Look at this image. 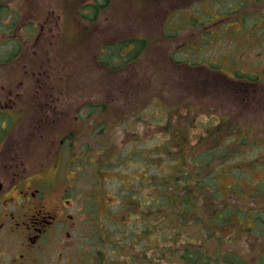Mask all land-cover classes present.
I'll use <instances>...</instances> for the list:
<instances>
[{"label":"rangeland","instance_id":"obj_1","mask_svg":"<svg viewBox=\"0 0 264 264\" xmlns=\"http://www.w3.org/2000/svg\"><path fill=\"white\" fill-rule=\"evenodd\" d=\"M86 1L0 0V6L7 3L12 10L9 17L23 24L35 14L44 26L40 33L26 30L32 39L24 44L23 57L14 62L16 67L9 62L0 64V74L6 71L3 75L13 82L16 71L26 89L36 90L40 83V88L57 98L59 109L70 107L77 113L71 117L72 127L56 124L51 156L41 152L52 147L45 138L39 153L28 163L30 167L32 161L31 169L37 170L41 161L49 159L47 173H54L50 177L53 194L46 207L54 210L63 205L64 225L34 252L20 248L18 233L7 232L9 240L0 246V264H82L96 248L107 252L109 263L124 259L127 264L133 252L143 254L146 240L138 242L136 251L126 246L135 224L124 217L122 204L128 206L132 201L131 192H146L148 185L133 182L141 168L147 167L146 175L173 173L171 155L179 144L195 146L194 156L213 151L215 168L220 164L218 158L227 161L228 170L264 163V110L255 99L246 104L243 92L230 88L239 81L230 75L237 69L253 74L264 69V0H111L103 2L97 18H84L80 6ZM200 23L206 25L208 34L190 28L203 26ZM4 32L0 27V42ZM134 38L147 41L139 57L125 62L128 59L121 55L111 66L104 64L109 62V46ZM5 53L6 48L0 46L4 60ZM224 71L229 73L227 77ZM214 74H219L216 85L208 80ZM247 90L258 92L257 87ZM221 126L226 128L219 129ZM66 129L75 131L72 137L81 142L73 151L59 154V140ZM248 171L245 178L253 186L264 178V170ZM220 177L218 189L224 188L220 201L224 199L227 212L235 207L248 213L264 209V192L257 193V198L245 192L238 198L232 195L231 186L243 179V169L233 177L229 173ZM65 189L69 191L64 193ZM166 192L161 195L162 204L167 203ZM151 196L156 198L158 190ZM202 196L210 203L207 194ZM234 220L225 221L221 228L192 224L186 230L159 222L158 241L163 242L166 253L163 249L161 253L153 245L156 239L151 243L148 236V264H180V250L184 252L195 239L201 245L205 239L215 257L233 249L246 264H255L257 255H253L258 254L255 250L261 243L243 228L249 220H243L242 215ZM151 224L155 231L153 225L158 222ZM214 228L217 237L210 232ZM21 254L25 257L20 258ZM133 259L135 263L138 260Z\"/></svg>","mask_w":264,"mask_h":264},{"label":"flooded vegetation","instance_id":"obj_2","mask_svg":"<svg viewBox=\"0 0 264 264\" xmlns=\"http://www.w3.org/2000/svg\"><path fill=\"white\" fill-rule=\"evenodd\" d=\"M3 1L8 2L9 0ZM103 2L104 0H89L81 5L80 9L82 15H85L84 18H97L102 13ZM0 7V18L5 20L4 22L0 19V27L6 30L0 46L6 48L7 57L4 60L3 56H0V64L5 65L9 62L10 66L16 67L14 62L22 56L21 51H23L24 44L27 45V42L32 39V33L27 34V32L36 33L38 30L40 33L44 26H41L42 22L38 21L39 17H35V14L21 24L13 16L9 17L13 13L12 10H8L7 3ZM19 14L17 13L18 16ZM201 25L203 26L190 28L200 29L196 31L201 35L208 34L206 25L203 23ZM21 33L26 34L25 37L21 36ZM8 34L11 36L7 37ZM17 35L21 36V39ZM4 72L6 73L3 71L0 74V246L4 241L9 240L7 232L18 233L21 236L18 241L20 248L27 252H34L65 223L62 220L66 210L63 205L59 204L54 210L46 207L49 196L53 194V182L50 177L54 174L53 172L47 173L50 163L47 157L54 152L53 138H55L56 124L62 122L64 128L72 127L75 124H70L71 117L73 118L77 113L70 107L59 109L57 98L51 91H44V88H40L42 86L39 85L40 83L36 90L26 89L25 81L21 80V77L17 78L16 71L12 74L15 79L17 78L14 80L12 77L13 82L9 81V76L3 75ZM225 73L224 76L227 77L229 73ZM218 75H211L208 80L216 85L218 82H215L217 79L215 76ZM230 75L239 80L231 83L230 88L243 92V100L246 104H248L247 101L252 102L255 99L264 110V69L254 74L244 73L237 69ZM201 79L205 82V78ZM248 87L253 89L257 87V94H253L255 90L251 92L247 90ZM76 119L75 123L78 126L80 121L78 117ZM221 124L224 125V122ZM225 128V126L219 127V129ZM73 132L75 131H67V129L62 131V138L59 140L57 149L59 154L73 151L72 147L81 142L80 139L76 140L72 137ZM45 138L52 147L41 150L46 154V160L41 161L37 170L31 169L34 165L31 161V166L28 167V163L39 153L40 144L44 143ZM51 165L52 169H55L56 165L52 162ZM68 191L69 189H65L64 193ZM24 257L23 254L20 255V258ZM16 258L17 256L15 260Z\"/></svg>","mask_w":264,"mask_h":264},{"label":"trees","instance_id":"obj_3","mask_svg":"<svg viewBox=\"0 0 264 264\" xmlns=\"http://www.w3.org/2000/svg\"><path fill=\"white\" fill-rule=\"evenodd\" d=\"M146 45V40L134 38L128 41H123L119 44H114L113 46H109L107 50L109 62L104 64H112L115 60V57L119 59L121 55L125 56V59L127 58L128 60H130V58L132 59L133 57L137 58L139 57V54L145 50ZM125 50H128L130 54L129 52L124 54L120 53V51ZM128 60H125V62H129ZM184 132H181L182 136H186ZM173 133L176 134L175 132ZM169 151H171L170 148L168 153ZM195 151V146H188L187 148L185 145L179 144L175 150V154L171 155L172 159H174V165H172L170 171V173L173 172L172 174L146 175L145 170L147 167H144L141 168L140 176H135L133 178V182L139 183L141 186H148L146 192H143V190H139L136 193L131 192L134 198L128 204V206L122 204L124 217L135 224H133L134 234L126 246L128 245L129 248H132L134 251H136L138 242L143 240H146L147 246H145V252L143 254L139 252H133L127 264H148L150 262V259L147 257L149 251L148 249L150 248L148 236L151 243L156 239L157 242H155L153 245H156L160 249L161 253L163 250L166 253V248L164 249V246H161V243L163 242L158 241L161 235L159 233L160 229L158 228L160 225L159 222H164L175 227H181L183 230H186L192 224H195L196 226L198 224L201 226V228H205V225L221 228L225 226V221H231L235 223L234 218L236 215H242L243 220L250 221L248 225H243V228L245 231L247 230L248 232L253 233L255 242L261 243L259 246L260 248H258L257 251L255 250V252L258 254H254L253 256L257 255L255 264H264V209H255V211L248 213L247 211L244 212L240 207H235V211L227 212L224 199H222V203L220 201V194L221 192L224 194V188L221 187V190L218 189L222 184V182L220 183V176H225V174L229 173V175L233 177L236 175V173L243 169V179H239V183L231 186L232 195L235 198H238L239 194H243V192H245L248 193L250 197L257 198V193L262 194L264 192V178H259L257 180L258 185L253 186L246 180L245 175L249 172L248 170L251 169H261V171L264 170V163H252L248 165L251 166L248 169L243 168L242 165H236L235 169L228 170L227 161H225L223 158H218L220 164L215 168V163L213 161V151H205L199 156H194ZM212 164H214V168ZM242 180L243 184L241 183ZM154 189L158 190V196L156 198L151 196ZM162 189L164 193L167 190V203L165 204H162L161 201L163 197L161 196L163 195ZM202 193L208 195L210 203H206L203 200ZM216 198L219 199V203L214 204V200ZM200 200L202 201L198 204ZM262 201H264V198H262ZM260 207L262 208V205ZM124 212H127V214H124ZM227 213L230 214L227 215ZM151 217L154 218V221H152ZM159 218H161V220H159ZM153 222H158V224L153 225L156 228L155 231L157 232L154 235L153 232L155 231L152 229L151 224ZM215 228L210 232H212L213 235L217 237ZM204 234L206 235V232ZM208 236L211 237L212 235ZM234 239L235 237L232 238V241ZM208 249L209 248L205 244V239H203L202 245L199 244L198 240H193L185 247L184 252L183 249L180 250L182 253V257H180V264H246V262L243 260V256L233 249L223 251L220 253V255H217L218 258L214 256L215 254L209 252ZM116 250L120 255V248L117 247ZM90 254L92 255H88L85 260L82 261V264H125L124 259L109 263L107 252H103L100 249L97 250V248L95 252ZM139 256H144V259H140ZM133 258L138 259L136 260V263ZM95 260L98 262L96 263Z\"/></svg>","mask_w":264,"mask_h":264}]
</instances>
